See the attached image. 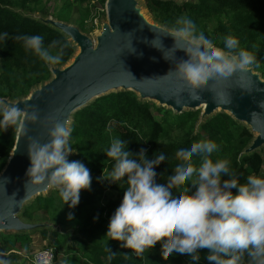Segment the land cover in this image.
<instances>
[{
	"label": "clouds",
	"instance_id": "clouds-1",
	"mask_svg": "<svg viewBox=\"0 0 264 264\" xmlns=\"http://www.w3.org/2000/svg\"><path fill=\"white\" fill-rule=\"evenodd\" d=\"M158 33L172 37L173 46L168 49L173 57L176 50L183 51L184 57H175L167 73L173 72L183 82L192 99H199L207 86L215 101L229 102L228 92L213 85L246 73L249 66L257 63L255 53L241 47L237 37L225 35L222 47H218L214 37L199 31L186 14L175 18L170 32ZM9 38L21 41L25 50L46 65L60 63L67 46L57 40L44 46V37L39 34L10 37L8 32L0 31V44ZM154 40L161 47L159 38L151 43ZM260 106L264 107V102ZM251 117L255 120L257 113L253 111ZM37 122L46 129V142L25 135L29 131L27 124ZM9 127L26 138L29 165L25 184L55 189L62 205L66 203L69 209L76 206L80 190L89 189L92 178L81 161L67 159L73 152L69 143L72 129L52 115L40 116L35 105L18 107L16 103L0 101V132ZM126 144L118 136L111 138L104 149L111 166L103 168L97 177L126 185L108 219L104 234L107 240L121 242L120 247L131 249L137 257L163 240L165 255H187L189 264L200 260V249H207L205 259L210 264H264V174H249L239 182L227 159L213 158L218 145L211 139H200L176 149L178 163L161 183L159 178L164 173L158 174L154 166L166 160L164 152L157 151L147 158V149L131 152ZM196 157L198 165L194 163ZM72 217L71 212L67 213L68 219ZM105 251L106 261H112L116 252L106 244ZM0 264H10L2 253Z\"/></svg>",
	"mask_w": 264,
	"mask_h": 264
},
{
	"label": "trees",
	"instance_id": "trees-1",
	"mask_svg": "<svg viewBox=\"0 0 264 264\" xmlns=\"http://www.w3.org/2000/svg\"><path fill=\"white\" fill-rule=\"evenodd\" d=\"M76 1L79 6L84 0ZM62 3L60 8L72 6L69 0ZM145 8L155 21L169 29L173 28L177 16L188 15L196 22L199 31L214 37L213 43L218 47H222L225 35H234L241 47L255 53L257 63L251 67L264 78V0H187L182 3L145 0ZM43 11L42 0H0V31L8 32L10 37L16 34L42 35L44 46L52 40L66 44L61 62L56 64L59 66L69 60L75 46L59 29L28 14H43ZM88 13L89 9L85 7L76 19L82 31ZM210 22L212 25L208 26ZM50 66L30 50H25L21 41L5 40L0 44V98L13 100L26 96L33 87L49 79ZM198 119L199 110L176 113L141 100L130 90L112 91L94 98L72 114L69 143L73 152L67 157L68 160L81 161L89 169L92 178L89 189L80 190L79 202L71 209L66 203L62 205L55 189L47 195H37L24 205L21 216L31 220L40 213V217L49 216L61 225L60 230L51 229L50 242L56 252L64 248L66 253H71L72 264H189L187 255H165L163 240L157 241L140 257L135 256L131 249L120 247L121 242L107 240L104 234L108 219L120 203L126 185L122 181L112 183L97 177L103 168L111 166L104 149L113 136L126 140V149L131 152L141 147L147 149V158L157 151L164 152L166 160L154 166L158 174L164 173V177L159 178L161 183L166 181L178 163L174 155L176 149L200 139H211L218 145L219 151L213 153V158L227 159L239 182L249 174H264V148L243 152L253 138L246 125L225 112L204 117L196 128ZM173 128L178 132L170 136ZM15 133L12 127L0 132V171L10 154ZM194 163L199 164L198 157L194 158ZM107 191L113 194L106 195ZM232 191L235 192V188ZM69 212L73 214L72 219L67 218ZM66 228H72L73 234ZM39 231L44 238L48 228L41 227ZM27 239V231L1 234L0 251L16 242L26 248ZM105 244L110 251L116 252L110 262L105 259ZM199 253L200 260L193 264H210L205 259L207 249H200Z\"/></svg>",
	"mask_w": 264,
	"mask_h": 264
},
{
	"label": "water",
	"instance_id": "water-1",
	"mask_svg": "<svg viewBox=\"0 0 264 264\" xmlns=\"http://www.w3.org/2000/svg\"><path fill=\"white\" fill-rule=\"evenodd\" d=\"M104 8L107 22L95 40L76 25L52 17L35 16L59 29L78 51L63 66L51 65L52 76L33 87L26 96L13 100L1 97L0 101L16 103L18 107L35 105L40 116L52 115L67 126L71 114L92 99L113 90H130L140 99L157 101L176 113L185 108L202 107L199 122L219 108L254 133L244 153L264 144V107L260 106L264 102V78L258 71L249 66L246 73H237L213 85L228 92L229 102L215 101L207 86L199 99H192L183 82L177 80L173 72L167 73L175 57H184L182 50H176L173 57L172 50L168 49L173 46L172 37L158 33L171 29L144 17L135 0H105ZM154 38H159L161 47L159 41L152 43L160 48L152 45ZM163 52L170 59H165ZM253 111L257 113L255 120L251 117ZM27 128L26 136L36 137L41 143L47 141L46 129L39 122L27 124ZM28 165L26 138L16 130L10 154L0 171V231L21 232L46 226L21 216L24 204L48 189L43 185L25 184Z\"/></svg>",
	"mask_w": 264,
	"mask_h": 264
},
{
	"label": "rangeland",
	"instance_id": "rangeland-1",
	"mask_svg": "<svg viewBox=\"0 0 264 264\" xmlns=\"http://www.w3.org/2000/svg\"><path fill=\"white\" fill-rule=\"evenodd\" d=\"M42 1L44 2L43 14L42 13L40 14L38 12L28 13L30 16H32V17L41 16V17H44V18L52 17V18H56L58 20H62V21L68 22V23L76 25V26H77L76 19H78L79 11L83 12L85 7L88 8L89 9V13H88L87 16H85V19H84V30L83 31L81 30V31L84 34L88 35L93 40H95L96 35L101 31L102 25L105 22H107L106 14H105V8H104V2L105 1L101 2L100 0H84L78 6L77 4L79 2H77L76 0H69V2H71V4H72L71 8H70V6H66V7H61L60 8L61 4H63L62 3L63 0H42ZM135 1H136V6L140 9V12L144 15V17H146L151 22H155L157 24H160V23H158L157 21H155L153 19L152 15L145 8V0H135ZM174 1H176L178 3H182V2L187 1V0H174ZM18 10L21 11V9H18ZM21 12H23V11H21ZM23 13H25V12H23ZM160 25H162V24H160ZM210 25H212V22L208 23V26H210ZM162 26H164V25H162ZM164 27H166V26H164ZM77 51H78V47L75 46L74 47V53L69 58V60H67L64 64H66L67 62H70L72 60V58H73V55ZM64 64L59 65V66H63ZM54 66H58V65H54ZM51 76H52V74H50V77ZM118 90H121V89H118ZM118 90H113V91H118ZM110 92H112V91H110ZM136 95L140 99L139 95L138 94H136ZM142 100L148 101L150 104H154L156 106H163L164 108L171 109L170 107H167L165 105H160L157 101H154V100H150V99H142ZM185 110H191V109L185 108L182 111H185ZM195 110H199V119H200V115H201V113L203 111V108L199 107L198 109H195ZM173 112H175V111H173ZM218 112H221L219 108H217L214 111H212L208 116H211V115H213L215 113H218ZM72 114H71L70 119H69V121L67 123L68 127H69V124H70L71 119H72ZM154 114H155L156 117H158L156 111H154ZM199 119H198V121L196 123V128H198ZM202 120H203V118H202ZM177 132H178L177 128H173L169 135L173 136ZM252 134L254 136V133H252ZM261 148H264V144L259 149H261ZM53 190L54 189L48 188L45 192L41 193V195H47L50 192H52ZM105 194L106 195H110V194H113V193H110L109 191H107V192H105ZM33 198L31 200H33ZM30 201H28L27 203H29ZM37 215L35 216L34 219H31L29 221L45 223L46 224L45 227L48 228V232L46 233V236L44 238H42L41 234H40V231H39L40 228H35V229L27 231L28 234H29V239H27L26 248H22L18 244L19 242H16V244H14V246H12V247L5 246L3 251H0V253H2L4 255V257L7 258L10 261V264H34L33 255H34V252L36 250H38L42 246H52V247H54L51 244V242H50V239H51L50 234L52 232L51 229L60 230V229H62L61 225H59L56 222H54L49 216L43 218V217H40L41 216L40 213H37ZM66 231H69L71 234H73L72 228H66ZM18 232H20V231L16 232V231H12V230L11 231H3V230H1L0 231V235L1 234H14V233H18ZM71 256H72L71 253H66L65 249L63 248L62 250L56 252V255H55V258H54V264H62V262H65V264H72L71 263Z\"/></svg>",
	"mask_w": 264,
	"mask_h": 264
},
{
	"label": "built area",
	"instance_id": "built-area-1",
	"mask_svg": "<svg viewBox=\"0 0 264 264\" xmlns=\"http://www.w3.org/2000/svg\"><path fill=\"white\" fill-rule=\"evenodd\" d=\"M56 250L52 246H42L34 252V264H54Z\"/></svg>",
	"mask_w": 264,
	"mask_h": 264
}]
</instances>
